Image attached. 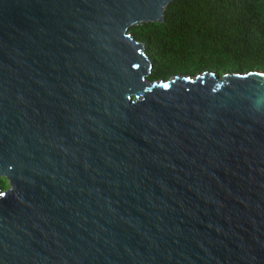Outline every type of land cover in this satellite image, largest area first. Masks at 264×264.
I'll use <instances>...</instances> for the list:
<instances>
[{
  "label": "water",
  "instance_id": "95a60500",
  "mask_svg": "<svg viewBox=\"0 0 264 264\" xmlns=\"http://www.w3.org/2000/svg\"><path fill=\"white\" fill-rule=\"evenodd\" d=\"M173 0H0V264H264V71L153 82Z\"/></svg>",
  "mask_w": 264,
  "mask_h": 264
},
{
  "label": "trees",
  "instance_id": "16d2710c",
  "mask_svg": "<svg viewBox=\"0 0 264 264\" xmlns=\"http://www.w3.org/2000/svg\"><path fill=\"white\" fill-rule=\"evenodd\" d=\"M142 37L167 68L264 71V0H173Z\"/></svg>",
  "mask_w": 264,
  "mask_h": 264
},
{
  "label": "rangeland",
  "instance_id": "374dc122",
  "mask_svg": "<svg viewBox=\"0 0 264 264\" xmlns=\"http://www.w3.org/2000/svg\"><path fill=\"white\" fill-rule=\"evenodd\" d=\"M144 25L140 24L139 27L136 29L135 34L136 37L138 39L139 42L143 43L145 46V53L148 55L150 61L153 64V69H152V73L150 74L151 79L153 82L156 81H169L172 80L174 77L176 76H180V77H187V76H191V77H196L197 75H201L204 72H212L215 73L219 76H222L224 74L227 73H235V72H239L237 70H229V69H224L221 71H217L214 69H208L205 66H202L201 64L197 63V62H189L183 66H178V67H170L167 68V66L165 65L164 62L159 61L157 58L153 57L150 53H149V44L144 40V38L142 37L143 35V31H144ZM261 71V70H260Z\"/></svg>",
  "mask_w": 264,
  "mask_h": 264
}]
</instances>
